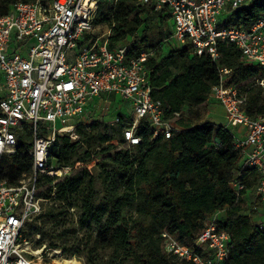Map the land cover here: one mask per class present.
Returning <instances> with one entry per match:
<instances>
[{
    "label": "trees",
    "instance_id": "16d2710c",
    "mask_svg": "<svg viewBox=\"0 0 264 264\" xmlns=\"http://www.w3.org/2000/svg\"><path fill=\"white\" fill-rule=\"evenodd\" d=\"M32 1L0 0V16L14 3ZM260 16H264V0H253L233 11L229 21L248 27ZM95 22L109 28L110 48L129 39L131 56L154 51L147 63L151 95L163 104L166 118L180 114L174 121L178 131L169 139L152 138L141 121L136 128L139 145L127 148L119 123L76 124L77 140L67 135L56 138L51 160L56 167L95 161L98 170H72L57 180L42 175L39 195L50 204L35 220L45 218L49 227H38L34 220L27 223V230L49 239L46 248L76 255L85 264H191L166 254L162 233L193 247L207 225L214 223L229 235L224 264H264V226L253 222L242 199L255 191L259 174L242 168L229 128L212 122L190 125L183 116L186 108L213 102L209 94L219 82L221 68L231 71L228 83L247 94L246 113L252 118L264 115V87L257 84L264 70L244 62L239 49L226 41L219 42L216 60L194 54L189 45L165 52L163 41L171 34L169 13L138 0L98 2ZM23 131L15 152L0 157V181L10 185L32 169L30 126ZM236 181L244 186L238 195ZM76 232L82 237L77 238ZM41 240L36 247L43 245Z\"/></svg>",
    "mask_w": 264,
    "mask_h": 264
},
{
    "label": "built area",
    "instance_id": "2783aa9c",
    "mask_svg": "<svg viewBox=\"0 0 264 264\" xmlns=\"http://www.w3.org/2000/svg\"><path fill=\"white\" fill-rule=\"evenodd\" d=\"M100 1L17 2L0 16V157L15 152L17 136L25 125L32 135L31 172L15 185L0 181V264H46L40 262L49 258L46 246L32 249L33 243L22 233L48 201L39 195L42 175L57 180L78 168L92 173L95 161L56 167L51 152L58 137L77 140L75 125L84 123L81 118L93 98L113 94L127 102L129 120L117 117L114 121L122 126L127 148L139 145L136 128L141 121L152 138L169 139L178 131L174 121L180 114L166 118L163 104L151 95L147 63L154 51L131 56L129 39L110 48L109 28L99 34L101 25L95 22ZM107 1L114 5L117 0ZM138 1L169 13L171 34L163 42L189 45L194 54H207L213 60L219 56V42H230L244 62L264 70V16L248 27L229 21L233 11L253 0ZM8 49H12L10 54ZM230 75L229 69L219 70V82L211 88L209 99L223 108L225 127L238 128L233 144L242 156V168L259 174L255 192L264 202V115L252 118L246 113L247 94L228 83ZM257 84L264 87V77ZM233 187L237 195L244 188L239 181ZM162 237L168 256L191 264H224L229 253V235L214 223L207 225L193 247L167 233ZM36 238L40 239L39 233Z\"/></svg>",
    "mask_w": 264,
    "mask_h": 264
},
{
    "label": "rangeland",
    "instance_id": "374dc122",
    "mask_svg": "<svg viewBox=\"0 0 264 264\" xmlns=\"http://www.w3.org/2000/svg\"><path fill=\"white\" fill-rule=\"evenodd\" d=\"M223 18V17H222ZM221 18V20H222ZM105 28L101 27L98 30L99 34L104 33ZM97 32V31H96ZM165 47H164V51L167 52L168 49L172 48V47H176L174 45H176L175 42H165ZM12 52V49H8L7 53L10 54ZM112 100H114V97L111 98ZM118 105L114 106V105H109L108 107H104V106H96V107H89L87 112L85 113V115L82 116L81 120L84 123H87L88 125L94 121H102L105 123H109V124H113V125H117L114 121L117 118L118 115L122 114L124 117H129L130 112L128 110V108L123 105L122 108H117ZM183 116L184 119L187 123H189L190 125H196V124H200V123H204V122H213L216 124H222L225 125V113L223 108L215 103V102H210L205 106L202 107H194L193 109H191L190 111L187 110V108L183 111ZM126 121V120H124ZM72 122V121H70ZM76 124V122H75ZM230 131L232 134L234 135H238V128L237 127H229ZM75 131V130H74ZM20 133H24V131L22 130ZM113 143H115L118 147L121 148L120 144L117 143L116 140L113 141ZM81 168H78L75 170L74 173H77L79 171H81ZM98 170V168L95 166H92L91 171L92 173H96ZM46 187H43L41 191L45 192ZM245 202V205L247 207V211L248 213H250V215L255 216V214L259 217L260 215H264V204L262 202V200L257 196L256 192L254 191H250L247 192L246 195L242 198ZM49 202H46L44 204V207L47 208L49 206ZM256 216V218H257ZM261 222L264 223V216H262V218H260ZM45 218H39L35 220V223H37L38 227H44L45 229H48L49 227V223L44 222ZM23 234V238L28 239V241L33 243L32 249H37L40 247H36V242L39 241L40 239H42L41 244L47 246L48 242L50 241L49 239H43V234L41 232H39L40 234V239L36 238V231L34 230H27V228L24 229ZM83 233H77L76 232V237L80 238L82 237ZM55 243L57 244H61L60 240H53ZM45 253H48V255L51 253V255H53L52 257L49 256V258L45 259L44 262H46V264H58L57 261H61L62 259H67V260H75L76 264H85V260L83 258H78L76 257V255H71V254H64L62 252L61 249H50V248H46Z\"/></svg>",
    "mask_w": 264,
    "mask_h": 264
},
{
    "label": "crops",
    "instance_id": "0c3cea01",
    "mask_svg": "<svg viewBox=\"0 0 264 264\" xmlns=\"http://www.w3.org/2000/svg\"><path fill=\"white\" fill-rule=\"evenodd\" d=\"M169 25H170V27H171V22H169ZM112 97H114V100H112L111 98ZM114 105V106H116V105H118L117 106V108H122V106L123 105H125L127 108H128V110H129V112L131 113V109H130V107H129V105L127 104V102H125L124 100H122L119 96H117V95H113V94H111V95H107V94H101L100 96H97V97H95V98H93L89 103H88V105H87V108H86V112H87V110H88V108L89 107H96L97 105L98 106H104V107H108L109 108V105ZM85 112V113H86ZM85 115V114H84ZM120 115H122V114H120ZM119 116V115H118ZM117 116V117H118ZM130 116V115H129ZM126 117H124V119H125ZM129 117H127L126 119H128ZM213 123V122H212ZM216 124V123H215ZM218 125H220V124H218ZM222 125V124H221ZM263 202V201H262ZM263 204H264V202H263ZM219 217H223V213H220L219 215H218ZM256 214H255V216H251V218H252V220H253V222H255V223H260V224H263V226H264V223L263 222H261V220H260V218H262V216H264V215H260L259 217L257 216V218H256Z\"/></svg>",
    "mask_w": 264,
    "mask_h": 264
},
{
    "label": "bare ground",
    "instance_id": "6f19581e",
    "mask_svg": "<svg viewBox=\"0 0 264 264\" xmlns=\"http://www.w3.org/2000/svg\"><path fill=\"white\" fill-rule=\"evenodd\" d=\"M42 251L37 252V254L41 253ZM54 255V254H53ZM51 253L49 254L50 257H52ZM40 262L44 263L43 260H40ZM46 263V262H45ZM58 264H76L75 260H67V259H62L61 261H57Z\"/></svg>",
    "mask_w": 264,
    "mask_h": 264
}]
</instances>
